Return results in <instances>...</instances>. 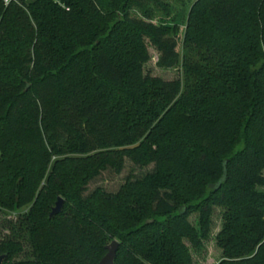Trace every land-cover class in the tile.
<instances>
[{"label": "trees", "instance_id": "1", "mask_svg": "<svg viewBox=\"0 0 264 264\" xmlns=\"http://www.w3.org/2000/svg\"><path fill=\"white\" fill-rule=\"evenodd\" d=\"M159 11L0 0V207L29 206L3 264H98L114 240L116 264H194L217 207L218 264H264V0H192L183 80L145 74L149 43L181 61ZM127 160L153 170L89 191Z\"/></svg>", "mask_w": 264, "mask_h": 264}, {"label": "rangeland", "instance_id": "2", "mask_svg": "<svg viewBox=\"0 0 264 264\" xmlns=\"http://www.w3.org/2000/svg\"><path fill=\"white\" fill-rule=\"evenodd\" d=\"M170 4V12H156L154 22L165 23L174 29L178 39V51L181 55L179 65L173 68H165L159 65L160 52L158 49L149 43V60L144 65L145 74L149 77H160L165 80L184 78V70L182 64L183 39L186 29V20L192 0H166ZM139 15L138 12H135ZM153 170V166L139 167L134 165L130 160H127L126 166L121 173H116L113 170L105 171L94 182L89 185V191L95 188L102 187L108 192H117L126 179L130 176L142 177ZM29 206L16 209L6 210L0 207V224L2 226V238L13 233L11 221L18 223L21 214L27 212ZM223 208L217 207L213 213L212 233L209 239L204 241L201 248H191L194 264H218L224 258V250L218 246L216 236L220 232L223 224ZM193 222H197V215L192 217Z\"/></svg>", "mask_w": 264, "mask_h": 264}, {"label": "water", "instance_id": "3", "mask_svg": "<svg viewBox=\"0 0 264 264\" xmlns=\"http://www.w3.org/2000/svg\"><path fill=\"white\" fill-rule=\"evenodd\" d=\"M64 205V199L62 197H59L55 207L52 209V212L50 214L51 217H54L56 214L60 213L62 211ZM119 243L118 241L114 240L111 244L107 246L108 252L107 254L100 260L98 264H116V257H117V251H118ZM6 255L0 254V264H3Z\"/></svg>", "mask_w": 264, "mask_h": 264}, {"label": "built area", "instance_id": "4", "mask_svg": "<svg viewBox=\"0 0 264 264\" xmlns=\"http://www.w3.org/2000/svg\"><path fill=\"white\" fill-rule=\"evenodd\" d=\"M6 1V3H9L11 0H5Z\"/></svg>", "mask_w": 264, "mask_h": 264}]
</instances>
